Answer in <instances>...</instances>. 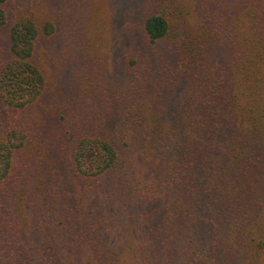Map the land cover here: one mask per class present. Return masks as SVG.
Instances as JSON below:
<instances>
[{"label": "trees", "instance_id": "1", "mask_svg": "<svg viewBox=\"0 0 264 264\" xmlns=\"http://www.w3.org/2000/svg\"><path fill=\"white\" fill-rule=\"evenodd\" d=\"M61 14L42 27L53 54ZM110 14L112 68L68 35L53 99L74 104H48L34 170L39 31L7 25L0 264H264V0H110Z\"/></svg>", "mask_w": 264, "mask_h": 264}, {"label": "rangeland", "instance_id": "2", "mask_svg": "<svg viewBox=\"0 0 264 264\" xmlns=\"http://www.w3.org/2000/svg\"><path fill=\"white\" fill-rule=\"evenodd\" d=\"M5 9L7 12V23L0 26V49L4 47L7 39V25L22 16L30 17L39 31L32 58L43 74L44 88L43 95H40L38 101L28 109L32 114V127L31 129L27 128L29 133H27L28 138L25 148L29 151L28 155L32 156V163L28 167L34 170L37 166L36 163L41 161L40 158L43 161V167L48 165V104L55 97L53 96V88L56 83L60 86L59 89H67L64 80H60L59 84V80H56V77L62 67L61 65H69L66 64V60L71 59L73 56L64 52L65 43L70 39L68 35H73V31H75L82 37L81 42L82 45L84 44L82 57L85 59L94 58L95 68L99 66L100 69L104 64L108 68H112V59L109 54L112 44L108 34L111 15L110 0H8L5 4ZM58 9H61L62 13L69 12L72 18L68 19L63 14H61V17L57 16L55 18L59 24L57 26L59 36L61 38L64 37V42H62L64 45L58 53L54 52L53 54V47L49 44V41H52L51 35L43 33L42 27L45 22L50 20L49 16L54 15ZM55 40L58 39L53 36V41ZM48 48L50 49L49 54ZM86 64L88 65V63ZM81 67H83L82 63ZM84 85L88 87V79H86ZM58 92L62 93L59 96V100L53 99L51 104H54L53 107L55 108L62 104L63 107L67 106L68 111H70V107H73L74 104L70 100L71 97H68L70 95L64 96L63 92ZM68 94H71V92L69 91ZM31 110L33 111L31 112ZM27 150L24 151L25 156L27 155Z\"/></svg>", "mask_w": 264, "mask_h": 264}]
</instances>
